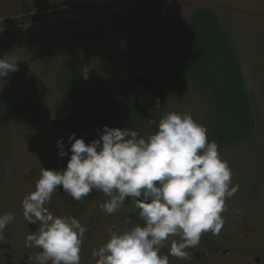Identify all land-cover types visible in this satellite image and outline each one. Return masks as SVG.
<instances>
[{"label":"rangeland","instance_id":"1","mask_svg":"<svg viewBox=\"0 0 264 264\" xmlns=\"http://www.w3.org/2000/svg\"><path fill=\"white\" fill-rule=\"evenodd\" d=\"M100 3L101 0H92L90 9L77 11L79 16H84L78 27L71 28L73 32L76 30L79 42L76 45L82 44L92 58L98 57L100 51L108 53L106 46L113 54H119L117 69L100 73L68 62L55 76L54 86L49 81L36 80V75L28 71L32 57L27 52L25 38L13 37L36 25L4 22L0 24V57L13 53L19 62L18 71L0 81V107L20 101L39 102L46 111L42 121L49 123L65 118L74 99H82L84 94L94 96L98 91L107 92L116 83L141 76L151 82L155 92L153 104L149 108L141 106L137 120L141 135L155 132L160 118L167 112H190L197 123L206 127L209 136L213 119L209 100L181 67L190 16L208 10L228 37L254 113L249 137L218 149L221 158L229 163L232 183L239 185L235 195L226 200L227 210L222 215L254 205L264 208V0H127L117 8L110 6V10H115L107 18L100 14L103 11ZM60 17L63 16L54 13L49 20L55 23ZM65 18L70 16L67 14ZM98 45L100 51L95 48ZM83 71H88L87 79L83 78ZM25 92L28 95L22 98ZM157 99L159 109L155 108ZM103 113L113 121L109 113ZM150 119L157 123L148 124ZM17 149L23 150V161L17 159ZM41 167L62 170L46 156L27 117L4 118L0 124V208L10 187L18 186L24 172ZM253 187L256 192L251 194ZM89 195L78 203L58 186L52 200L65 206V216H73L92 229L95 227L97 240L110 235L109 229L124 230L125 221L138 224L128 205L109 215L100 207L108 198L94 190Z\"/></svg>","mask_w":264,"mask_h":264},{"label":"clouds","instance_id":"2","mask_svg":"<svg viewBox=\"0 0 264 264\" xmlns=\"http://www.w3.org/2000/svg\"><path fill=\"white\" fill-rule=\"evenodd\" d=\"M18 62L13 53L0 57V81L18 71ZM87 72H82L84 79ZM155 108H160L158 99ZM156 123L148 120L150 125ZM97 132L98 139L88 143L69 134L71 155L66 167H41L34 190L22 199L25 221L39 225L25 237V247L41 250L30 261L81 264L87 226L73 216H56L46 207L58 186L76 201L93 190L102 192L108 199L100 207L109 215L121 209L127 198L135 202L143 224L109 229L110 237L91 252L95 264H169V256L187 260V250L197 247L203 234L221 232L226 200L239 185L232 183V171L217 143L209 141L206 127L190 112L165 113L157 130L147 136L129 127L107 125ZM56 145L60 157L68 155L61 139ZM14 219L11 213L0 214V240ZM165 247L167 254L162 252Z\"/></svg>","mask_w":264,"mask_h":264},{"label":"flooded vegetation","instance_id":"3","mask_svg":"<svg viewBox=\"0 0 264 264\" xmlns=\"http://www.w3.org/2000/svg\"><path fill=\"white\" fill-rule=\"evenodd\" d=\"M125 1L127 0H101L103 11L100 14L103 13L105 18L113 15L115 8L110 10L109 7L117 8ZM91 2L92 0H0V24L6 22L20 26L36 25L28 32L23 30L13 36L18 39L25 38L27 52L32 57L28 61V71L36 75V80L43 79L54 86L55 76L68 62L100 73L113 72L117 69L120 55L113 54L107 46L104 49L106 48L108 53L101 52L100 45L96 46L100 52L98 57L92 58L82 44L76 45L79 43L76 41V30L73 32L71 27L76 26L81 21V16H84H79L77 11L90 9ZM54 13L63 17L52 23L50 21L54 20H49V17ZM67 14L70 18H65ZM16 154L18 160H24L23 150L17 149ZM40 170L38 168L26 170L18 186L10 187V192L3 202V209L0 208V214L11 213L15 217L4 230V239L0 240V264H35V261H30L29 258L35 257L41 251L25 247L26 235L36 231L39 225L28 224L25 221L21 204L22 199L34 190L35 183L40 177ZM255 192L253 187L251 194ZM125 205L130 207L134 218L137 215V221L142 225L143 221L139 220L134 200L127 198ZM257 206L259 205L248 206L245 210H234L228 216L222 215L225 223L218 235L203 234L200 244L187 250L189 253L187 260L169 256V264H264V208L258 209ZM46 207L56 216H65V206L62 207L52 198ZM125 224V229L136 225L134 222L129 225L128 221H125ZM87 229L82 243L81 264H95L91 252L105 243L110 235L106 234L97 240L93 231L95 227L92 229V226H88ZM162 252L167 254L168 247L162 249Z\"/></svg>","mask_w":264,"mask_h":264},{"label":"trees","instance_id":"4","mask_svg":"<svg viewBox=\"0 0 264 264\" xmlns=\"http://www.w3.org/2000/svg\"><path fill=\"white\" fill-rule=\"evenodd\" d=\"M181 56L183 72L207 96L213 110L209 141H215L218 149L245 141L254 125L250 98L245 91L228 37L208 10H200L190 16ZM108 90L98 91L94 96L84 94L82 99L109 113L117 128L129 127L138 131L141 106L149 108L153 104L154 88L134 89L122 83L114 84ZM27 95L25 92L21 97ZM8 99L11 100L10 97ZM43 106L39 102L20 101L0 107V124L6 117H27L46 156L56 167L64 169L71 155L68 152L71 142L65 135L52 129L47 121H42L46 115ZM34 123L38 128H35ZM58 139H61L64 150L68 152L64 157L58 155ZM136 216L135 221L138 222Z\"/></svg>","mask_w":264,"mask_h":264},{"label":"water","instance_id":"5","mask_svg":"<svg viewBox=\"0 0 264 264\" xmlns=\"http://www.w3.org/2000/svg\"><path fill=\"white\" fill-rule=\"evenodd\" d=\"M127 85L132 88L153 89L150 81L139 76L130 79ZM104 125L117 128L116 124L109 120L97 106L83 99L72 101L66 118L50 122L52 129L61 132L66 137L75 133V137L84 139L85 143L98 139L97 129L102 132Z\"/></svg>","mask_w":264,"mask_h":264}]
</instances>
